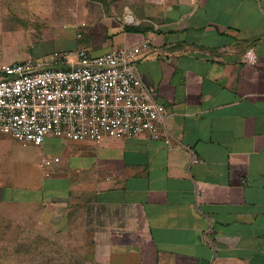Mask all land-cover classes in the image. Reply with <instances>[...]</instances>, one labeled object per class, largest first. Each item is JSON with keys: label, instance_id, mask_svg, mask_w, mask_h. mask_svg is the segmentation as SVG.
<instances>
[{"label": "crops", "instance_id": "crops-1", "mask_svg": "<svg viewBox=\"0 0 264 264\" xmlns=\"http://www.w3.org/2000/svg\"><path fill=\"white\" fill-rule=\"evenodd\" d=\"M129 1L56 50L144 45L162 135L47 136L39 183L19 187L3 158L19 141L0 133L3 239L32 264H264V0Z\"/></svg>", "mask_w": 264, "mask_h": 264}, {"label": "built area", "instance_id": "built-area-1", "mask_svg": "<svg viewBox=\"0 0 264 264\" xmlns=\"http://www.w3.org/2000/svg\"><path fill=\"white\" fill-rule=\"evenodd\" d=\"M143 46L113 48L100 55L84 47L56 50L49 62L29 58L3 64L0 133L36 144L47 136L97 143L145 133L160 137L165 108L138 70ZM256 58L253 50L246 52L247 61ZM59 160L43 161L46 175Z\"/></svg>", "mask_w": 264, "mask_h": 264}, {"label": "rangeland", "instance_id": "rangeland-1", "mask_svg": "<svg viewBox=\"0 0 264 264\" xmlns=\"http://www.w3.org/2000/svg\"><path fill=\"white\" fill-rule=\"evenodd\" d=\"M101 4L116 5L115 12L119 15L130 12L129 0H0V67L29 58L51 61L56 49L69 46L76 38L75 22L98 18ZM60 36L67 40H61ZM7 142L3 158L12 167V183L19 187L37 185L43 156H49L53 148L46 149L45 143ZM4 229L0 226V264H32L30 244L18 247L15 242H6L1 232ZM7 229L15 231L14 227Z\"/></svg>", "mask_w": 264, "mask_h": 264}]
</instances>
